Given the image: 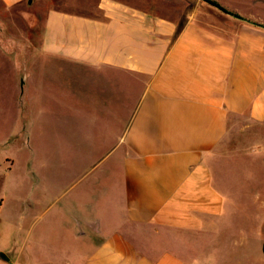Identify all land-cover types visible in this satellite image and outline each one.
I'll list each match as a JSON object with an SVG mask.
<instances>
[{"label": "crops", "instance_id": "0c3cea01", "mask_svg": "<svg viewBox=\"0 0 264 264\" xmlns=\"http://www.w3.org/2000/svg\"><path fill=\"white\" fill-rule=\"evenodd\" d=\"M226 8L208 0H51L40 56L20 73L21 125L39 88L56 79L67 96H98L103 142L124 146L115 158L121 195L104 204L105 216H87L98 243L80 264H188L166 243L180 245L186 230L221 212L207 160L238 123L244 148L253 140L264 148V8ZM115 81L132 83L125 123L132 92L117 96ZM74 234L88 236L79 227ZM54 255L40 264H79ZM22 258V250L0 251V264H38L33 254Z\"/></svg>", "mask_w": 264, "mask_h": 264}, {"label": "rangeland", "instance_id": "374dc122", "mask_svg": "<svg viewBox=\"0 0 264 264\" xmlns=\"http://www.w3.org/2000/svg\"><path fill=\"white\" fill-rule=\"evenodd\" d=\"M252 1L221 3L232 9L264 8V0ZM49 5L51 0L14 5L0 0V251L13 257L22 250L23 261L33 254L38 264L53 253L60 260L75 256L80 264L98 243L95 225L89 229L87 216L101 212L105 216L104 204L121 195L122 168L115 158L124 146L103 142L99 119L106 114L98 108V96H67L65 83L56 79L39 88L27 127L21 125L15 94L23 62L40 56ZM92 83L91 91L101 90L99 81ZM128 84L113 82L116 95L121 90L125 99L132 92L122 123L134 101L133 90L126 91L132 87ZM68 99L79 111L69 109ZM88 123L92 125L87 127ZM241 124L222 142L220 154L207 160L212 183L222 196L221 212L186 230L180 245L175 240L166 243L188 264H264V148L257 140L244 148ZM78 214L84 220H78ZM78 227L91 239H76Z\"/></svg>", "mask_w": 264, "mask_h": 264}, {"label": "trees", "instance_id": "16d2710c", "mask_svg": "<svg viewBox=\"0 0 264 264\" xmlns=\"http://www.w3.org/2000/svg\"><path fill=\"white\" fill-rule=\"evenodd\" d=\"M210 1L212 4L216 5L217 7H219L220 9L224 10V11H229V9H227L226 7H224L219 1L217 0H208Z\"/></svg>", "mask_w": 264, "mask_h": 264}]
</instances>
